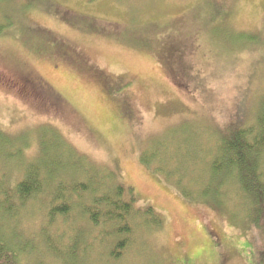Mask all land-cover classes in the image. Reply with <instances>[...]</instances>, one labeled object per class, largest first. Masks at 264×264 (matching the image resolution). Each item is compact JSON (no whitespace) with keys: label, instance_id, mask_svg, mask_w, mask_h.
Returning a JSON list of instances; mask_svg holds the SVG:
<instances>
[{"label":"rangeland","instance_id":"374dc122","mask_svg":"<svg viewBox=\"0 0 264 264\" xmlns=\"http://www.w3.org/2000/svg\"><path fill=\"white\" fill-rule=\"evenodd\" d=\"M0 27V130L17 138L15 148L34 160L38 132L52 128L81 156L118 172L137 208L150 205L165 219L157 232L136 233L118 264H253L250 233L186 200L139 157L153 145L196 187L207 151L217 147L214 138L208 146L209 132L240 109L246 126L253 125L264 99V47L235 44L229 29L256 34L262 43L264 0H9L0 2ZM8 77L28 91L17 93ZM55 95L68 117L41 107V98L53 104ZM126 99L135 121L123 117ZM6 149L0 146L4 163ZM18 179V172L10 175L11 183ZM22 223L26 239L36 236V264H56L41 232L58 237L63 249L61 220L49 229L32 213ZM89 245L75 264H117L101 246Z\"/></svg>","mask_w":264,"mask_h":264},{"label":"trees","instance_id":"16d2710c","mask_svg":"<svg viewBox=\"0 0 264 264\" xmlns=\"http://www.w3.org/2000/svg\"><path fill=\"white\" fill-rule=\"evenodd\" d=\"M5 1L9 0H0ZM3 29L0 27V32ZM38 32L56 47L66 48L65 42L56 40L45 30ZM229 32L237 35L235 44L249 42V45L264 47V40L261 43L256 34L232 29ZM68 57L74 63L75 57ZM12 78L8 77L10 85L17 93H22L20 89L25 86ZM41 85L45 87L43 82ZM55 96L58 104H47L45 98H41V107L68 117L61 99ZM244 116L240 109L219 131L213 132L214 127L209 132L214 135L209 137L208 146L217 139V147H210L206 153L204 168H201L203 183L199 186L192 187V183L173 167L174 160L153 145L147 147L139 160L145 167L174 182L186 200L204 204L232 223V227L250 233L255 250L252 263L264 264V99L252 126H246L247 115ZM123 117L129 121L137 118L135 108L127 99ZM40 131L38 136L42 133V141L38 143V155L34 160H27L25 150L16 149L13 144L17 138L10 139L0 130V146L7 147L6 163L0 159V264H36L39 260L33 242L36 236L28 234L26 239L24 232H28L22 228V221L32 213L38 214L42 225L49 229L61 220L58 226L59 231L62 230L59 237L63 249L55 244L54 239L59 238L54 234L53 239L43 232L40 236L43 244H47L50 260L56 264H75L79 253L82 256L87 249L91 250V242L102 247L110 263L118 264L132 246L131 240L136 233L157 232L163 228V215L150 205L137 208L135 194L124 185L118 172L108 166H97L81 156L54 129ZM26 143L23 142L24 147ZM16 157L20 158L18 164L9 167ZM14 172L19 174L17 183L10 182ZM31 204H37L40 210H34ZM67 227L73 231L67 232ZM43 230L46 228L42 227ZM99 230L101 233L97 234ZM65 233H69V237Z\"/></svg>","mask_w":264,"mask_h":264}]
</instances>
